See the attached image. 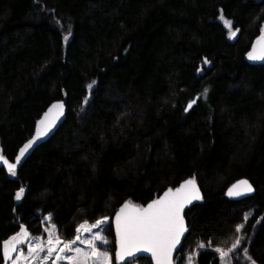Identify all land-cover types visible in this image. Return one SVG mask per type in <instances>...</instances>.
<instances>
[{"label": "trees", "instance_id": "16d2710c", "mask_svg": "<svg viewBox=\"0 0 264 264\" xmlns=\"http://www.w3.org/2000/svg\"><path fill=\"white\" fill-rule=\"evenodd\" d=\"M220 15L239 30L235 39ZM263 29L264 0H0L2 154L15 158L50 103L67 105L15 176L0 166V246L20 225L47 237V215L66 240L109 217L106 247L121 264L115 210L195 178L203 199L186 211L175 264H221L215 247L237 235L231 264H251L245 247L264 264V63L245 59ZM242 177L255 193L228 198Z\"/></svg>", "mask_w": 264, "mask_h": 264}, {"label": "snow or ice", "instance_id": "6c2138e0", "mask_svg": "<svg viewBox=\"0 0 264 264\" xmlns=\"http://www.w3.org/2000/svg\"><path fill=\"white\" fill-rule=\"evenodd\" d=\"M220 18L224 21L225 26L231 29L232 22L225 19L223 15ZM231 35L234 36L235 32H232ZM64 39L67 40L68 37L65 36ZM256 43L259 48L254 46L252 51L247 54L248 59L251 61H264V34L258 38ZM205 63H208V61L205 60ZM94 83L89 84L88 88L91 89ZM63 107L62 103H56L49 108L48 112L44 114V118L38 121L35 135L19 149V154L15 157V163L9 162L0 154V162L6 165L11 175H16L17 165L22 158L38 140L47 136L55 126V121L63 115ZM188 107L191 108L192 103ZM53 109L57 110L56 115L50 116ZM252 191V185L247 180H241L229 189L228 195L240 196ZM23 192L24 189L21 188L16 193L17 200L21 199ZM201 198L195 180L189 179L175 189L169 188L162 197L153 200L147 207L134 205L131 202L125 203L115 215V260L121 262V264H134L135 261L141 258L137 255L138 253H148L154 264H173V251L180 243L181 237L188 230L183 215L184 208L194 200H200ZM247 218V216L244 217L245 221ZM107 221L108 218L104 217L97 219L92 224L87 221L79 224L76 233L79 234L82 231L92 233L91 238L81 239L80 235H76L71 240H62L56 231L55 225L51 226V230L44 229L47 232L46 241L41 237L30 240L29 231L26 227L20 225L18 233L3 241L0 251H2L5 260H10L11 264H21V261L28 264L29 260L47 264L53 254H55L53 264H59L60 261H66L67 264H113V255L106 247L109 241L104 235V227ZM243 227L244 224L237 225L235 232L239 234ZM93 229H96L94 233ZM26 241H28L27 255L19 248ZM77 241L86 245V248L74 247ZM243 241L244 236L237 235L234 242L226 250L222 247H215L214 251L219 254L221 264H231L230 254L239 249ZM97 242L105 246L104 250H101ZM61 245L63 246L61 247ZM198 247L204 248L205 245L201 243ZM45 249L47 250L46 255L42 257L41 254L45 253ZM12 253H17L14 259ZM243 253L251 264H256L248 255L246 247L243 249Z\"/></svg>", "mask_w": 264, "mask_h": 264}, {"label": "water", "instance_id": "95a60500", "mask_svg": "<svg viewBox=\"0 0 264 264\" xmlns=\"http://www.w3.org/2000/svg\"><path fill=\"white\" fill-rule=\"evenodd\" d=\"M262 34H264V29H263V31L261 32V34L256 38V40L253 42V44L251 45V47H250V49L247 51V53H246V56H245V59L246 60H248V61H250V62H252V63H264V61H251V60H249L248 59V56H247V54H248V52H250V51H252V49H253V47L254 46H256L257 48H259V45H257V40H258V38L262 35ZM198 99H199V96H196L193 100H191V101H189L188 103H187V105H186V108H185V111L186 112H188V111H190L196 104H197V102H198ZM193 101H195L194 103H193ZM56 103H62L63 104V115L62 116H60L59 117V119L58 120H56L55 121V126L51 129V131L48 133V135L47 136H45V137H43L42 139H40V140H38L34 145H33V147L29 150V152L28 153H26V155H25V157L24 158H22V160H21V162L17 165V169H19L20 167H21V165L28 159V157L34 152V150L38 147V146H40L41 144H43L44 142H46V141H48L54 134H55V132L58 130V128L63 124V122L66 120V118H67V105H66V101H65V99H58V100H55V101H53L52 103H50V105L45 109V111L42 113V115L39 117V119L37 120V122H36V125H35V128H34V132H33V134L20 146V148L28 141V140H30L34 135H35V132H36V128H37V125H38V121H40L42 118H44V114L46 113V112H48V110H49V108H51V106L53 105V104H56ZM190 103H192V107L191 108H189L188 107V105L190 104ZM87 104H88V100L87 99H84V101H83V103H82V105L80 106V108L79 109H81L82 111H85L86 110V107H87ZM56 112H57V110L56 109H53L52 110V113L50 114V116H55L56 115ZM19 148V149H20ZM19 149H18V152H17V154H16V156L19 154ZM0 154H2V152H1V149H0ZM3 155V154H2ZM4 156V155H3ZM15 156V157H16ZM5 157V156H4ZM6 159H8L7 157H5ZM9 160V162H12V163H15V158L13 159V160H10V159H8ZM0 166H4V167H6V165H3V163L2 162H0ZM7 168V167H6ZM16 169V170H17ZM189 179H194L195 180V183H196V186L199 188V190H200V194H201V199L200 200H194L191 204H188V205H186L185 206V208H184V212H183V215H184V217H185V225H186V228H187V226H188V224H187V219H186V211H187V209L188 208H190L191 206H193L194 204H196V203H198V202H200L202 199H203V191H202V189H201V187H200V185L198 184V182H197V180L195 179V178H186V179H184V180H182L177 186H175V187H173L172 189H175V188H177V187H179L182 183H184L186 180H189ZM241 180H247L251 185H252V188H253V191L251 192V193H244V194H242V195H240V196H229L228 195V191H229V189L230 188H232V186L234 185V184H237L239 181H241ZM169 188H167V189H165L160 195H158L156 198H154V199H152V200H150L148 203H146L144 206H141V207H147V205L149 204V203H151L153 200H156V199H159L160 197H162L163 196V194H164V192L165 191H167ZM255 193V186H254V184L248 179V178H245V177H242V178H239V179H237L236 181H234L233 183H231L228 187H227V189H226V196L228 197V198H230V199H233V200H239V199H243V198H246V197H249V196H251V195H253ZM127 202H131L132 204H134V205H138V204H136V203H134V202H132V201H130V200H127V201H125V202H123L116 210H115V212H114V214L112 215V218H111V224H112V227H113V232H114V238H115V240H116V233H115V215H116V213L119 211V209L125 204V203H127ZM138 206H140V205H138ZM24 227H26L25 225H23ZM28 230V229H27ZM30 233V232H29ZM186 233H187V231L184 233V235L181 237V240H180V243L177 245V248L173 251V264H175V260H176V257H177V253L179 252V250L181 249V247H182V245H183V242H184V239H185V237H186ZM12 237V236H11ZM8 239H10V238H8ZM7 239V240H8ZM19 248H20V246H19ZM115 250H116V244H115ZM114 254H115V252H114ZM12 255V257H13V259H14V257L17 255V253H12L11 254ZM138 256H140L141 258H148V259H150V261H151V264H154V261H152L151 260V258H150V254H148V253H138L137 254ZM11 261L10 260H5V258H4V263L3 264H9Z\"/></svg>", "mask_w": 264, "mask_h": 264}, {"label": "rangeland", "instance_id": "374dc122", "mask_svg": "<svg viewBox=\"0 0 264 264\" xmlns=\"http://www.w3.org/2000/svg\"><path fill=\"white\" fill-rule=\"evenodd\" d=\"M220 17H221V15H220ZM219 17V20L220 21H222L223 23H224V21L221 19ZM224 17V16H223ZM225 18V17H224ZM227 19V18H226ZM227 20H229V19H227ZM231 21V20H230ZM232 22V21H231ZM225 25V24H224ZM227 28V27H226ZM228 29V31H229V36H230V38L231 39H235L237 36H238V33H239V30L238 29H235L234 27H233V23H232V27H231V29H229V28H227ZM235 29V30H234ZM232 32H235V35L233 36V35H231V33ZM92 81H90V83H91ZM84 112L85 111H82L81 109H79L78 111H77V113H76V118H77V120L79 121V120H81L82 118H83V115H84ZM22 195H23V193L21 194V197H22ZM49 216L50 215H47L46 217H45V219H46V221H47V227L46 228H48V229H50L51 230V226L52 225H54L51 221H50V219H49ZM102 218H104V217H102ZM108 218V221H107V224L110 222V219H109V217H107ZM101 219V218H100ZM89 223V222H88ZM95 223V222H94ZM89 224H92V223H89ZM56 231H57V228H56ZM96 231V229H93V233ZM76 235H80V237H81V239H90L91 238V235H92V233H87V232H81V233H77ZM104 235H105V231H104ZM35 237H41L43 240H47V237H43L42 235H36V236H31V234H30V240H32L33 238H35ZM62 240H66V239H63V238H61ZM25 244V248H23L22 247V245H24ZM24 244H22V245H20V250H22L24 253H25V255H27V248H28V241H26ZM97 244H98V246L99 247H101V250H104V247L105 246H103V245H101L100 244V242H97ZM63 245H61V247H62ZM74 247H81V248H86V245H84V244H81L79 241H77V243L74 245ZM46 249H45V253H42L41 254V256L43 257V255H46ZM17 256V255H16ZM15 256V257H16ZM14 257V258H15ZM55 260V254H53V257L52 258H50L49 259V261L47 262V264H53V261ZM9 264H11V262L9 263ZM21 264H24V261H21ZM28 264H41V262L40 261H36V262H32L31 260H29V262H28ZM59 264H67V262L66 261H60L59 262ZM134 264H139V262H137V261H135L134 262Z\"/></svg>", "mask_w": 264, "mask_h": 264}]
</instances>
